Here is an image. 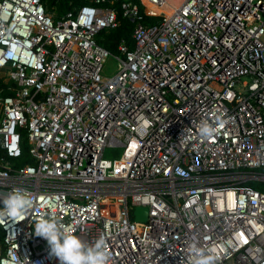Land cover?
<instances>
[{
  "label": "built area",
  "instance_id": "obj_1",
  "mask_svg": "<svg viewBox=\"0 0 264 264\" xmlns=\"http://www.w3.org/2000/svg\"><path fill=\"white\" fill-rule=\"evenodd\" d=\"M86 0L56 16L42 0H0V264H59L36 221L55 216L108 264H264V0ZM168 7V8H167ZM165 8H167L165 10ZM134 21L115 53L96 34ZM119 69L102 73L109 54ZM207 122L211 138L199 133ZM23 138L32 161L19 163ZM120 145L118 158L103 155ZM147 207L145 220L134 207Z\"/></svg>",
  "mask_w": 264,
  "mask_h": 264
},
{
  "label": "clouds",
  "instance_id": "obj_2",
  "mask_svg": "<svg viewBox=\"0 0 264 264\" xmlns=\"http://www.w3.org/2000/svg\"><path fill=\"white\" fill-rule=\"evenodd\" d=\"M199 133L204 138H211L216 129L207 122L199 126ZM0 218L9 217L20 221L25 212L31 209L33 200L21 191H13L2 200ZM37 237L47 241L49 255L58 259L59 264H108L110 256L106 251L103 235L89 243L74 234L55 216L39 218L34 225ZM189 264H217L218 255L214 249L202 252L195 243L190 245Z\"/></svg>",
  "mask_w": 264,
  "mask_h": 264
},
{
  "label": "trees",
  "instance_id": "obj_3",
  "mask_svg": "<svg viewBox=\"0 0 264 264\" xmlns=\"http://www.w3.org/2000/svg\"><path fill=\"white\" fill-rule=\"evenodd\" d=\"M46 6L48 11H55L56 16H59L61 13L67 11L68 9L72 8L73 6H78L83 4L86 0H42ZM139 3L142 12L144 13V21L145 22H155L157 21L160 16L159 15H148L144 11V5H142L140 0H135ZM134 24V21L129 18L122 16V12L119 11V23L111 27L109 29H102L100 32L96 34L97 41L106 47L111 52L115 53L117 51V43L124 39L127 42L131 41V29ZM12 82H7L4 79V76L1 74L0 71V96L9 95L12 92L8 89V85ZM22 156L18 158L19 163H25L27 161H32L28 154L27 149V142L23 138L22 142ZM257 173H264V167H259ZM245 184L255 187L260 190H264V180L258 178H251L245 181Z\"/></svg>",
  "mask_w": 264,
  "mask_h": 264
},
{
  "label": "rangeland",
  "instance_id": "obj_4",
  "mask_svg": "<svg viewBox=\"0 0 264 264\" xmlns=\"http://www.w3.org/2000/svg\"><path fill=\"white\" fill-rule=\"evenodd\" d=\"M177 0H169V2L175 3ZM119 69V61L116 59V57L113 54H109L107 57H105L103 61V70L102 73L105 76H112L115 74ZM122 152V146L120 145H106L104 147L103 155L105 158L108 159H115L120 156Z\"/></svg>",
  "mask_w": 264,
  "mask_h": 264
},
{
  "label": "water",
  "instance_id": "obj_5",
  "mask_svg": "<svg viewBox=\"0 0 264 264\" xmlns=\"http://www.w3.org/2000/svg\"><path fill=\"white\" fill-rule=\"evenodd\" d=\"M147 217V207L137 205L134 207V218L137 220H145Z\"/></svg>",
  "mask_w": 264,
  "mask_h": 264
},
{
  "label": "crops",
  "instance_id": "obj_6",
  "mask_svg": "<svg viewBox=\"0 0 264 264\" xmlns=\"http://www.w3.org/2000/svg\"><path fill=\"white\" fill-rule=\"evenodd\" d=\"M168 2H169V0H168ZM181 2V0H177L175 3H170L169 2V4H171V5H173V6H177L179 3ZM168 8V7H167ZM167 8H165V10L167 9Z\"/></svg>",
  "mask_w": 264,
  "mask_h": 264
},
{
  "label": "bare ground",
  "instance_id": "obj_7",
  "mask_svg": "<svg viewBox=\"0 0 264 264\" xmlns=\"http://www.w3.org/2000/svg\"><path fill=\"white\" fill-rule=\"evenodd\" d=\"M170 3H171V2H170ZM170 6H173V5L170 4Z\"/></svg>",
  "mask_w": 264,
  "mask_h": 264
}]
</instances>
